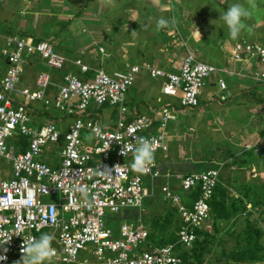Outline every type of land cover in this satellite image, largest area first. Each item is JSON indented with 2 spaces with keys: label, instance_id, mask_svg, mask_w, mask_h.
I'll list each match as a JSON object with an SVG mask.
<instances>
[{
  "label": "built area",
  "instance_id": "obj_1",
  "mask_svg": "<svg viewBox=\"0 0 264 264\" xmlns=\"http://www.w3.org/2000/svg\"><path fill=\"white\" fill-rule=\"evenodd\" d=\"M0 55L6 66L0 75V143L4 146L0 162L10 164V177L0 178V243L10 236L0 244V256L5 257L0 259V264H16L21 259L23 240L36 237L42 231L55 237L54 264L73 263L85 246H89L96 264H179L174 244L138 249L148 233L139 220L122 221L117 230L111 231L102 219L106 213L118 214L125 209H136L141 214V199L151 195L153 182L160 179L162 198L178 215L176 243L189 248L195 240L194 230L207 219L208 201L220 166L185 175L161 172L157 165L147 174L133 170L132 161L125 160L133 156L136 138L153 140L155 153H164L167 146L162 130L174 121L175 111L165 103L151 116L129 114L124 104L125 93L134 76L141 72L149 79L158 80L160 94L177 98L179 108L194 109L204 81L214 77L218 89L228 97L223 75L245 77L243 70L247 66L251 68L247 77L264 86V46L257 42H234L230 61L238 65L237 70H228L226 66L217 68L188 53L175 72L145 63L131 64L124 71L110 73L96 69L87 78L84 74L88 67L75 59L72 64L78 73H65L61 83L55 85L49 74L39 72L33 89L22 87L17 91L20 102L14 101L11 94L16 92L23 58L36 55L54 71L61 70L66 60L54 51L51 43H34L31 38L17 36L5 39ZM52 87L54 94L51 95L48 90ZM219 99L223 100L224 96ZM32 103H40L45 109L50 107L71 122L61 132L54 120L45 118L42 123H33L29 107ZM91 105L115 108L116 119L111 126L101 125L102 136L94 135L89 140L87 137L98 123L88 112ZM108 144L109 148L102 152ZM48 149L58 151V163L40 160ZM105 167L109 172L101 174L100 170ZM145 179L149 182L147 186L143 185ZM171 181L177 182L176 187H171ZM79 187L88 188L87 200ZM146 187L150 188L149 192ZM175 189L183 193L196 189L198 194L188 205L182 204ZM53 203L58 213L56 224L50 219Z\"/></svg>",
  "mask_w": 264,
  "mask_h": 264
},
{
  "label": "rangeland",
  "instance_id": "obj_2",
  "mask_svg": "<svg viewBox=\"0 0 264 264\" xmlns=\"http://www.w3.org/2000/svg\"><path fill=\"white\" fill-rule=\"evenodd\" d=\"M23 1L29 3L31 8L25 10L24 4L18 0H3L0 4V51L4 47L3 36L6 34L26 40L37 38L51 43L54 51L62 57L69 60L78 58L82 63L92 62L94 67L100 68L106 73L125 70V66L120 64L121 61L117 62L118 58L122 57L126 58L122 60H127V64L134 63V65L145 64V60L148 62L152 59L159 60L160 54L154 51L159 47H168L171 53H169L170 55L163 53V60L168 58L172 61L171 64L176 61V67L180 65L179 61L186 53L185 44L189 49L201 46L202 50L199 52L201 58H197L198 61L222 68L225 66L216 60V55L217 58L223 56L229 63L228 68L231 65L229 49L234 42H257L264 45V0H257L262 2L255 4V8H251L247 0H114V6L102 3V0ZM235 3L250 8L252 15L244 21L246 28L241 32L239 38L231 40L227 26L220 16ZM162 17L169 20L174 17L179 33L176 31L170 33L169 31L166 34V31L157 30L156 22ZM20 29L26 32H22ZM191 39L193 40L192 44L189 43ZM86 43L94 45L93 51H85L80 55L77 50L79 46ZM194 55L198 56L195 53ZM93 58H97V60L94 61ZM4 63L5 61L0 55V75L4 71ZM168 64L170 65V63ZM21 69L22 73L15 88L16 86L17 88L23 86L32 88L34 78L39 72L52 75L53 83L59 85L62 75L67 73L63 68L58 71L47 68L36 55L23 58ZM223 76H226L225 83H231L234 89L236 86L252 87V91L256 93V99L263 102L257 106V111H259L249 113L246 111V106L233 105L232 107V101L238 99L236 95L229 102H227L228 100L219 101L220 95H224V92L220 93L216 86L208 87L209 81H204L198 96L197 107L194 109L184 108L182 112L185 113V117L180 116V113L176 114L175 121L169 122L162 130L165 135L170 133V137L166 141L167 150L164 153H154L155 163L158 168L162 169H159L160 171L164 172L166 170L163 169H167L169 172L174 171L177 174L182 173L181 171L200 172L216 168L218 165L220 166L218 179H224L227 175L226 177L235 178L238 182L264 181V167L261 165L256 168H238L236 164H230L228 168L227 165L222 167L227 162L231 163L232 159L238 164L243 163L247 158L244 151L248 150L245 146L247 148L253 146L254 150L264 147V136L259 135V132L264 130V107H261L264 106V86L248 80H239L228 74ZM157 81L149 79L141 72L137 73L132 85L125 93V106L128 107L133 98L141 99V93L144 94L146 90L150 91L146 92L148 94L153 92L157 94ZM11 98L16 102L21 101V97L15 93L11 94ZM174 99L177 101V98ZM30 106L31 108L42 107L40 103H32ZM251 107H253L252 104ZM90 110L92 118L94 116V119L99 121L102 126H108L109 122L112 123L116 119V110L113 107L101 106L97 108L91 105ZM48 111L54 116L53 120L63 117L56 111ZM138 113L146 114L141 108H138ZM40 121L44 122L45 118ZM68 124L69 120L63 119L57 121L55 125L61 132ZM245 133L248 135L244 136L240 143L239 140ZM174 134L176 135L172 136ZM84 135L81 133L82 137ZM61 144L62 140L59 141V145ZM57 154L56 149L50 151L48 149V152H44L40 160L48 159L55 164L58 161ZM50 155H53V158ZM132 160L133 156H130L125 161L131 162ZM9 177L10 164L0 162V178L8 179ZM145 182H147L146 179L143 185L147 186ZM161 183L160 179L153 182L151 195L141 199V214L136 209H125L120 214L106 213L102 219L104 226L115 231L122 220L136 223L139 217L142 227L148 230L150 222H153L156 214L161 215L160 217H169L166 212L170 204L162 198L159 188ZM170 185L176 187L177 182L171 181ZM146 189L148 192L150 191L149 187ZM256 215L257 213L253 210L251 219H255ZM204 224L208 232H212L209 222L205 221ZM260 227L264 229V223H261ZM218 228L223 232L228 228V225L221 222ZM232 228L238 229L239 222L232 225ZM219 236L224 238V234L219 233L217 237ZM145 244L146 241L139 248L143 249ZM223 246L230 249L231 242L223 243ZM212 250L213 247L210 255L214 254ZM207 256H205V260ZM72 264H96L90 254L89 246H85L78 252Z\"/></svg>",
  "mask_w": 264,
  "mask_h": 264
},
{
  "label": "trees",
  "instance_id": "obj_3",
  "mask_svg": "<svg viewBox=\"0 0 264 264\" xmlns=\"http://www.w3.org/2000/svg\"><path fill=\"white\" fill-rule=\"evenodd\" d=\"M254 2L255 4H259L262 1L259 2L255 0ZM161 30L163 32L166 31V34H168L169 31L170 33L172 31L179 33L176 26L172 30ZM31 40L34 43L42 41L37 38H31ZM192 42L193 40L191 39L189 43L192 44ZM190 50L191 51L188 52L185 48L186 53L184 56L189 53L192 54L195 59L201 58V55L196 51L198 50L201 52V46H196V49L190 48ZM194 53L198 54V56H195ZM83 64L89 69L84 74V77L88 78L92 76L94 70L97 68L90 66L89 61ZM48 110V108L45 109L42 107L41 110L37 111L45 118L53 120L54 116ZM63 117L66 118L65 116ZM259 135L264 136V130L260 131ZM244 152L247 158L244 159L243 163L241 162L238 164L232 159L231 163L227 162L222 167L227 165L228 168L230 164H236L238 168H256L258 165L264 167V147L258 148V150L255 151L252 148ZM213 166L215 167L216 165ZM226 176L227 175H225L224 179L217 180L211 198L208 201L209 211L205 221L209 222L212 232H208L204 222L200 227L194 230L195 240L192 242L191 246L189 248L181 247L176 243L175 237V232L179 225L178 215L176 209L173 206H169L166 212L169 217H160L161 215L156 214V216H154L156 218L153 219V222H150V227L147 230V238L145 240L146 244L143 249L174 244L179 264H264V229L260 227V224L264 223V181L256 183L250 181L238 182L235 178L231 179L229 176ZM145 184L148 185L149 182H145ZM174 191L179 195L181 203L187 205L188 202L195 199L198 194L196 189L188 193H183L179 189H175ZM246 205H249L248 209ZM253 210L257 213L255 219H251ZM137 215L139 216V214ZM134 217H136V215H134ZM137 220H139V217ZM221 222L228 225V228L223 232L222 229L218 228ZM238 222L239 228L233 229L232 225ZM219 233L224 234V238L223 236L217 237ZM36 237H38V235H36ZM229 241L231 242V247L230 249H226L223 243ZM212 247L214 254L210 255ZM138 249L141 250V248ZM205 256H207L206 260Z\"/></svg>",
  "mask_w": 264,
  "mask_h": 264
},
{
  "label": "clouds",
  "instance_id": "obj_4",
  "mask_svg": "<svg viewBox=\"0 0 264 264\" xmlns=\"http://www.w3.org/2000/svg\"><path fill=\"white\" fill-rule=\"evenodd\" d=\"M247 2L249 5H251V8L256 7L254 0H247ZM102 3H106L108 5L114 6V0H102ZM251 15L252 12L250 8L245 7L243 4L235 3L232 4L230 7H228L227 11L224 12L222 16H220V19H222L225 25L227 26L229 37L231 40H237L239 38L241 32L246 28V24L244 21L250 18ZM176 23L177 22L174 17L171 18L170 20L162 17L159 20H157L156 27L157 30H161V29L172 30L175 28ZM199 40H200V33H199ZM48 109L54 111L50 107H48ZM88 112H90V106L88 107ZM54 122L56 123V121ZM94 135L95 136L103 135L102 126L99 123L96 124V126L92 130V134H90L87 137V139L89 140L93 139ZM108 148H109V144L102 152H104ZM3 152H4V146L2 143H0V154H3ZM154 153H155V142L153 140L145 137H137L136 145L133 149V160L131 163V168L135 170L137 173L147 174L148 172H150L152 167L156 166ZM121 154L123 156L126 155L123 148L121 150ZM106 172H109V169L107 167H105L103 171L100 170L101 174H104ZM78 190L82 194L83 198L87 200L89 195L88 188L79 187ZM51 207L53 211L50 219L53 224H56L57 223L56 216L58 215L56 211V206L53 203ZM9 239L10 236L0 244L7 242ZM54 239L55 237L53 234L42 231L41 233H39L38 237L30 236L27 240H23V244L21 246V254H22L21 259L17 261L16 264H54V259L57 255L56 249L53 247ZM0 259H5V257L0 256Z\"/></svg>",
  "mask_w": 264,
  "mask_h": 264
},
{
  "label": "crops",
  "instance_id": "obj_5",
  "mask_svg": "<svg viewBox=\"0 0 264 264\" xmlns=\"http://www.w3.org/2000/svg\"><path fill=\"white\" fill-rule=\"evenodd\" d=\"M18 1H21L23 4H24V9L25 10H28V9H30L31 7L29 6V3H25V1H23V0H18ZM63 10H66V9H63ZM66 12V11H65ZM21 26H23V25H21ZM20 28H23V27H20ZM21 30V29H20ZM22 31V30H21ZM22 32H26V31H22ZM7 37H10L9 35H7L6 34V36H3V40L5 41V39L7 38ZM93 44L92 43H86L85 45H81V46H79V48H78V50H77V52L81 55V53H83V52H89L90 50L91 51H93ZM185 47H186V50L188 51V52H190L191 50L188 48V46L185 44ZM194 49H196V48H194ZM230 50V49H229ZM154 51H155V53H157V54H160V59L159 60H151L150 62H148L147 60H145V62L144 63H149V64H152L153 66H155V67H159V68H162L163 70H166V71H171V72H175L176 71V69L178 68V66L179 65H177L176 67H175V62H173L172 64H171V60L170 59H166L165 61L163 60L164 58L162 57V54L163 53H167V54H169V53H171L170 52V50L168 49V47L166 48V47H159V48H155L154 49ZM197 51V53L199 54V52L200 51H198V50H196ZM174 53V52H173ZM170 55V54H169ZM201 55V54H200ZM100 56H102V55H100ZM215 56V55H214ZM65 58V57H64ZM183 58V57H182ZM197 58V57H196ZM75 59H78V58H74V59H72V60H69V59H67V58H65V64H64V67H63V69L65 70V71H67V72H70V73H77V69L75 68V66H73V61L75 60ZM94 59V61H96L97 60V58H93ZM122 59H126V58H118V60H117V62H120V64H121V66H125V69L129 66V65H131V64H134V63H131V64H127V60L126 61H124V60H122ZM80 60V59H79ZM216 60H218V62H220L222 65H224V66H226L227 67V65H229V63H228V61H226L225 59H224V57L223 56H221V57H218L217 58V55H216ZM81 61V60H80ZM82 62V61H81ZM180 62V61H179ZM178 62V63H179ZM168 63H170V65L168 64ZM235 65H237V64H235ZM4 66H5V63H4ZM90 66H92L93 68H96V67H94L93 66V63L92 62H90ZM6 67V66H5ZM5 67H4V69L3 70H5ZM228 68H231V69H238V65H237V67L236 66H234L232 63H231V65H230V67H228ZM250 67L249 66H247L242 72L244 73V75H245V77H241V76H236V75H232V76H235L236 78H238L239 80H243V81H251L248 77H247V75L250 73ZM3 72V71H2ZM2 74V73H1ZM49 76H50V79H51V81H52V75H50L49 74ZM225 79H226V76L224 77V81H225ZM209 82H208V87H215L216 86V88H217V90L218 91H220L219 89H218V86L216 85V82H215V78L213 77V78H211V79H209L208 80ZM53 82V81H52ZM158 82V91L156 92L157 94H154V92L153 93H146V92H150L149 90H146L145 91V93L143 94V93H141V99H136V98H133L132 100H131V102H129V105H128V107H126L127 108V110H128V112H129V114H139L138 113V108H141L142 110H144L145 111V115H147V116H151V115H153V113L160 107V105H162V104H165V103H168V104H170L171 106H173L174 107V111H175V119H176V114H179L180 113V116H183V117H185L184 115H185V113H183L182 111H183V109H181V108H179L178 107V104H177V102H176V100L174 99V98H168V97H165V96H163V95H161L160 94V82L159 81H157ZM156 82V83H157ZM252 83H254L253 81H251ZM256 84V83H255ZM259 85V84H258ZM225 86H226V91L228 92V97H225V93H224V95H220V96H224V99L223 100H220L219 99V101H221V102H224V101H226V100H228L227 102H229L232 98H233V96L234 95H236L237 97H238V99L235 101H232V104H231V106L233 107V105H236V106H238V107H247V112H249V113H257L258 111H257V106H259V105H261L260 103H263L262 101H260V100H258V99H256V97H255V95H256V93L254 92V91H252V87H244V86H236V88L234 89L233 88V86H232V84L231 83H225ZM24 87V86H23ZM22 87H20V88H17V86H16V88H15V94H18L17 93V91L19 90V89H21ZM30 89H33V87L32 88H30ZM223 91H220V93H222ZM48 93L49 94H54V89L53 88H51L50 90H48ZM257 94H259L260 95V93H257ZM200 95V94H199ZM253 100H255L254 102H253ZM175 101V102H174ZM253 102V103H252ZM124 103H125V99H124ZM152 103H154V104H152ZM251 104L253 105V107H251ZM30 108H31V106H29ZM261 107H264V106H261ZM42 109V107L40 108H37V106H34V107H32L30 110H31V114H32V122L33 123H36V124H39V123H41V119L42 118H44V116H42V115H40L39 113H38V111L37 110H41ZM95 110V109H94ZM177 112V113H176ZM90 113H92L91 112V110H90ZM91 118H92V116H90ZM64 118V117H63ZM63 118H56L54 121H59V120H63ZM64 119H68L69 120V123L71 122V119L70 118H64ZM93 120H95L94 119V116H93V118H92ZM175 119H174V121H175ZM37 120V121H36ZM96 121V120H95ZM110 121V120H109ZM96 122H98V123H100L99 121H96ZM114 122H115V120H114ZM114 122H109V124H107L108 126H111ZM173 122V121H172ZM254 129V128H253ZM251 134H252V132H251ZM176 134H174V135H172V136H175ZM246 135H248L247 133H245L244 135H242V137L240 138V140H239V142L240 141H242L243 140V138H244V136H246ZM164 137H165V142L169 139V137H170V133H168V134H164ZM241 143V142H240ZM244 144L246 143V141L245 142H243ZM246 147V149H252L253 148V146L251 147V146H249V148H247V146H245ZM251 147V148H250ZM245 149V150H246ZM255 151V150H254ZM233 158L235 157V155L234 156H232ZM230 159V158H229ZM160 170H162L161 168H159ZM163 170H166V171H168L169 172V170H167V169H163ZM162 172V171H161ZM165 172V171H164ZM182 173H180V175H185V174H189V173H192V172H190V171H181ZM170 173H172V174H177V173H175L174 171L173 172H171L170 171Z\"/></svg>",
  "mask_w": 264,
  "mask_h": 264
}]
</instances>
